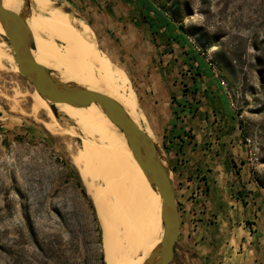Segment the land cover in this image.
<instances>
[{
    "label": "rangeland",
    "instance_id": "1",
    "mask_svg": "<svg viewBox=\"0 0 264 264\" xmlns=\"http://www.w3.org/2000/svg\"><path fill=\"white\" fill-rule=\"evenodd\" d=\"M47 1L56 9L48 14L75 18L89 35L117 75V93L132 95L142 127L154 136L170 170L174 162L165 148L176 108L171 99L179 103L177 97L184 94L192 105L193 87L185 86L195 80L203 84L207 96L220 99L226 117L238 125L248 152L245 162L264 188V0H151L174 24V34L184 38L183 46L168 40L163 29L154 35L134 0ZM0 40L8 44L4 36ZM0 57H5L0 68V264H82L90 258L92 247H85L89 236L84 232L92 229V219L76 183L86 195L87 191L71 164L81 138L50 134L36 123L29 110L32 83L13 71L5 60L8 55ZM102 85L103 76L97 86ZM38 117L47 122L42 113ZM55 118L62 129L74 128L62 114ZM170 178L176 184L171 174ZM195 193L191 197L201 198L204 191L200 196ZM261 193L256 203L264 213V190ZM241 197L243 206L251 202L245 200L246 194ZM177 198L185 223L190 197ZM95 216L103 253L96 211ZM30 223L38 243L60 249V260L39 252L27 233ZM242 229H250L249 224L243 223ZM181 235L170 264H264V241L247 244L242 236L236 240H241L240 248L216 250L204 259L185 231Z\"/></svg>",
    "mask_w": 264,
    "mask_h": 264
},
{
    "label": "bare ground",
    "instance_id": "2",
    "mask_svg": "<svg viewBox=\"0 0 264 264\" xmlns=\"http://www.w3.org/2000/svg\"><path fill=\"white\" fill-rule=\"evenodd\" d=\"M29 2L30 10L25 16V23L32 35L35 62L64 84L105 93L122 107L140 130L156 142L150 131L142 127V115L138 113L132 95L129 97L117 93V75L100 57L79 22L66 14H48L56 9L47 0ZM1 3L6 10L15 13L22 11L21 0H1ZM0 36H3L1 26ZM2 55H8L5 60L9 59L13 71L19 73L10 47L4 40H0ZM4 58L0 57V68ZM0 70L2 72L3 69ZM102 76L104 85L98 88ZM30 99L31 118L47 132L58 136H68V133L81 138L80 150L71 157V164L76 168L87 195L94 203L102 230L105 264H144L160 243L161 200L134 160L124 135L95 103L86 108L54 104L57 112L67 117L74 126L62 129L48 103L35 90ZM39 112L45 115L47 122L39 120Z\"/></svg>",
    "mask_w": 264,
    "mask_h": 264
},
{
    "label": "crops",
    "instance_id": "3",
    "mask_svg": "<svg viewBox=\"0 0 264 264\" xmlns=\"http://www.w3.org/2000/svg\"><path fill=\"white\" fill-rule=\"evenodd\" d=\"M196 82L191 80L192 85L185 86L193 87L189 90L194 97L192 105L184 94L177 97L185 106L176 125V130L182 133L175 135L171 131L168 155L174 162L170 174L177 184L173 182L176 200L182 195L190 197L186 202L185 223L179 210L178 239L185 231L201 252L199 255L209 259L213 251L243 246H239L241 240L236 243L242 236L247 244L264 241V213L257 209L256 203L264 188L253 179L250 165L245 162L248 152L238 125L226 117L218 104L220 99L207 96L203 84ZM195 87L197 91L193 93ZM198 189H203V197H191ZM243 194L245 200L251 201L245 206L241 202ZM243 223H248L250 229L243 230ZM252 259L258 262L259 257Z\"/></svg>",
    "mask_w": 264,
    "mask_h": 264
},
{
    "label": "water",
    "instance_id": "4",
    "mask_svg": "<svg viewBox=\"0 0 264 264\" xmlns=\"http://www.w3.org/2000/svg\"><path fill=\"white\" fill-rule=\"evenodd\" d=\"M22 1V11L6 10L0 0V26L11 50V56L19 74L29 80L34 90L45 100L54 116L58 115L54 104H68L86 108L97 104L102 113L124 135L128 149L150 187L161 200L160 218L162 235L160 243L144 264H170L180 232L175 189L170 178V169L159 147L140 130L122 107L105 93L88 91L74 84H64L51 76V72L37 64L33 58L32 35L25 23L29 13V0Z\"/></svg>",
    "mask_w": 264,
    "mask_h": 264
},
{
    "label": "trees",
    "instance_id": "5",
    "mask_svg": "<svg viewBox=\"0 0 264 264\" xmlns=\"http://www.w3.org/2000/svg\"><path fill=\"white\" fill-rule=\"evenodd\" d=\"M137 8L141 11L143 15V19L145 20L146 23H148V26L152 33L154 35L157 34V32L160 29H163L164 32L166 33V36L168 40L172 41L173 43H176L178 45L183 46L184 45V38L181 35H175L174 31L176 27L174 24L171 22L170 19L166 18L164 15V12L161 11L158 7L157 4H155L151 0H134ZM199 76V74H198ZM197 91V88L195 87L193 90V93ZM172 104L176 106V108L173 111V121H171L172 125V130L174 131L175 135H179L182 133L181 131L176 130V120H178V115H180L182 112L185 111V106L181 105L178 102L174 101V98L171 99ZM179 137V136H177ZM170 142V141H169ZM168 142V144H169ZM167 152H169V147L165 148ZM76 185L80 189V193L83 199H85L88 203V208L91 216V230H88L85 228L84 234L89 236V238L85 239L84 245L86 248L92 247L90 250V258L82 264H104V258H103V253L101 250V236H100V230L97 226V221H96V216H95V211L94 208L89 201L84 189L81 187L80 183H76ZM59 217V215H58ZM60 218V217H59ZM61 219V218H60ZM27 233L30 238H32L33 242L35 243L37 249L39 252L47 258H56L57 260H60L62 258L61 251L60 249H53L50 246L45 247L43 242L38 243L36 240V236L33 230V227L30 223V225L27 228ZM58 246L56 241L53 243ZM95 248V249H94ZM88 251V250H87ZM62 264V263H61Z\"/></svg>",
    "mask_w": 264,
    "mask_h": 264
},
{
    "label": "built area",
    "instance_id": "6",
    "mask_svg": "<svg viewBox=\"0 0 264 264\" xmlns=\"http://www.w3.org/2000/svg\"><path fill=\"white\" fill-rule=\"evenodd\" d=\"M197 193H195V194H197V195H202V193H203V190L202 189H198L197 191H196Z\"/></svg>",
    "mask_w": 264,
    "mask_h": 264
}]
</instances>
